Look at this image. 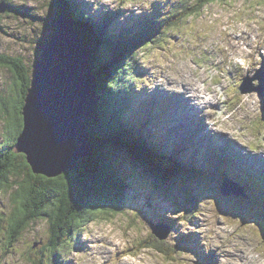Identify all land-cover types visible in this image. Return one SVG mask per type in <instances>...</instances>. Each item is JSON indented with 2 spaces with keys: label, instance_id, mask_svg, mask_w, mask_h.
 <instances>
[{
  "label": "rangeland",
  "instance_id": "374dc122",
  "mask_svg": "<svg viewBox=\"0 0 264 264\" xmlns=\"http://www.w3.org/2000/svg\"><path fill=\"white\" fill-rule=\"evenodd\" d=\"M71 1L72 3L87 1L89 7L92 10H99L101 15L104 12H113V15L110 16L111 22H130L131 28H133L132 23L139 20V17L143 15L140 19L157 25L161 30L164 29L170 19L165 10H161L160 15L155 13L157 10L153 5L155 0ZM159 1L163 7L165 6L164 8H170L173 3H177L179 0ZM13 4L15 7H28L31 12H35L41 17L47 12L45 7L47 0H17ZM119 10L123 11L121 15L116 13ZM16 13H6L5 11L0 13V54L10 57L21 56L33 67L38 60V55L35 56L32 45L29 43L38 38L40 29L44 31L40 43L43 44L48 41L51 38L50 25L44 26L45 24L35 22V20H27L31 23L29 24L24 20L25 13L23 14L21 11ZM197 14L188 18L183 27L176 26L173 33L170 32L162 38V42L156 44L152 41L141 42V47L136 49L135 55L138 58V66L142 70L140 78L146 82L143 85H138L135 91L141 94V104H145L146 95H149L151 99H162L165 105L172 106V109H169V115L164 112L161 113V116L166 118V122H169L163 138L164 148L168 142L169 149L172 150L173 144L182 149V144L179 141L185 138L193 139L189 136L191 135L189 132L190 126L192 127L191 123L195 124V120L200 118L197 127L195 125L193 127L194 131L195 129L201 130L202 133L204 130L213 131L214 123L219 124L221 118H225L230 121L229 133L232 136L239 137L241 140L249 138L250 143H255V136L253 135L258 137L264 131V123L261 119L256 124L255 129L253 128L260 113V96L257 92L243 95L238 92L237 95H233L230 88H238L241 80L246 76L257 78L259 73L261 76L264 69L261 61L264 57V0H217L202 8ZM174 21L177 23L178 20ZM200 33L206 36L204 44H200L202 41V38H199L202 37ZM19 39L26 41H19ZM260 41L262 44H258ZM13 84L14 75L12 72L6 68H0V104L4 101L3 104H6V100L11 99L14 95ZM190 84L199 86L195 87L200 90L196 94L201 97L197 98L200 105H206L203 97L218 95L216 102L219 103L216 107L217 110H215L216 113L214 112L216 116L195 112L199 110V105H197L190 108V117L187 115L183 120L179 119L173 125L174 117L172 116L171 121L168 120L171 113L181 118L183 116L179 117L180 112L182 111L184 114L186 108L194 103L192 93L189 96L187 93L182 94L183 87H187L189 90ZM255 84H258L256 80L251 83V85ZM124 91L127 92V90ZM173 97L181 98L184 102L176 101ZM2 108L0 110V135H4V132L9 129L8 125L5 127L6 116L2 112L4 111ZM228 110H231L233 114L229 116ZM148 113L150 112L148 111ZM113 115L117 122L122 123V131L118 133L119 135H115L119 137L117 143L128 144L130 139L124 136L126 135L125 128H123V121L118 115L116 106L113 108ZM211 115L214 114L211 113ZM123 119L124 117H122ZM148 121L153 126L158 125V122L152 117ZM170 122L172 123V135H169ZM111 128L117 130V123L113 121ZM111 128L107 129V132L112 131ZM194 147L201 148V143L199 142L198 146ZM218 148L230 149L226 146ZM134 150L136 149L134 148ZM201 151L202 156H211L202 148ZM123 154L118 155V158L122 160L117 162L112 159L114 161L111 160L108 165H113L115 172L118 171L116 166L118 165L121 166L124 173H129L127 166L130 164L127 161L124 163L123 157L126 155L123 156ZM25 161L27 162L26 158ZM254 161L256 165L255 167L252 165L251 170L260 171L258 160L255 159ZM27 164L30 165L28 162ZM101 166L99 165L97 169L94 167L95 174V169L99 172L102 171ZM226 170L229 171L230 169ZM251 174L249 173L250 176ZM261 175L262 180H264V175ZM115 180L118 182L119 177L115 176ZM125 184L124 193L127 194L132 187L128 188V185L132 183L128 184L126 181ZM260 184L261 181H257L256 187L260 188ZM17 186L15 185L9 192L0 195V264H38V261L45 264L54 250V248L43 250V254L38 252L40 245H45L50 239V223L47 217L22 229L20 235L15 236L17 237L16 240H14L15 237L11 239V217L14 218V215H17L18 210L15 209L19 206L16 203L17 196H15L18 190ZM132 188H137V184H134ZM216 188L218 190L226 189L223 183L221 186L216 184ZM143 189L145 188L143 187ZM13 199H15V204H13ZM201 201V214L196 215L189 222L184 221V213L171 216L170 212L165 211L163 215L160 214L163 218L169 217L174 220L176 230L174 233L167 230V226L164 224L156 223L155 214L145 217V204L140 200L135 201L136 203L134 200L121 203V210H114L112 207L105 212L96 214V216L91 214L90 217H93L94 221L86 225L85 231L79 235L81 247L76 248L70 254L65 253L61 261H68L69 264H237L236 262H239L238 264H261L259 257L255 255L257 248L250 244L253 240L258 246L264 248V241L258 235L256 228L253 225L242 226L237 220L223 217L217 213L223 214V208L219 206L215 208L214 204L205 198H202ZM237 208L239 209L238 214L242 215V208ZM140 212L144 216L139 217ZM173 213L177 212L173 211ZM180 219L182 220L180 221ZM150 224L157 226L159 230L168 231L167 238L164 240L168 245L167 254L161 253L144 243L147 238L151 240L149 237L152 235ZM182 233L193 235L190 248L182 249L177 246L176 238ZM244 239H249L250 243ZM35 241H40L41 244L35 246ZM241 241L242 244L238 246ZM235 248L236 250H234ZM172 250L175 253L171 252ZM237 256L240 257L241 261H237Z\"/></svg>",
  "mask_w": 264,
  "mask_h": 264
},
{
  "label": "trees",
  "instance_id": "16d2710c",
  "mask_svg": "<svg viewBox=\"0 0 264 264\" xmlns=\"http://www.w3.org/2000/svg\"><path fill=\"white\" fill-rule=\"evenodd\" d=\"M14 1L17 0H0V5H6V13L17 14L16 12L19 11L23 14L25 13L26 17L24 20L29 24L31 23L27 20H35V22L45 24L44 26H51L50 15H53V10L60 8L61 13L66 12L64 16L67 19H74L84 27L87 33L91 35L90 39L92 41L97 38L99 42L94 67L96 71H94L95 73L98 71L97 75L101 79V83L97 96V107L95 108L94 118L89 131L93 157L88 159L89 164L86 167L90 166L89 171L91 173L94 171V167L97 169L99 165H102V171L99 172L95 169L97 175L94 172L92 173L94 185L80 190L77 200H75L73 190H71L64 174L52 179L34 175L25 161V155L15 152L17 140L22 130V107L30 80L33 78L34 66H30L21 56L10 57L0 54V68H6L14 75V95H12L11 99L6 100V104H3L5 101L0 104V110L3 107L4 111L2 112L6 116L5 127L8 125L9 128L8 131L4 132V135H0V195L9 192L15 185H18L15 196H17L16 203L19 206L15 209L18 210L17 215H14V218L13 216L11 217V239L16 235H20L22 229L47 217L50 223V239L45 245H40L39 241L34 243H36V246L40 245L38 249L40 253L43 250L54 248L45 264H63L61 261L62 256L67 251L70 253L73 249L71 248L73 246V235H76V232H79L82 226L85 227L94 221L90 215L94 214L96 216V214L105 212V210L112 207L114 210H121V203L126 202L125 198L127 196L124 193L126 189L125 182L128 180V184L132 183L128 185V188L134 187V184L136 185L134 180L127 176L128 173L122 171L121 166L116 165L118 171L115 172L113 165H108L112 158H115L113 153L118 152V150L115 151L117 149L115 146H117L116 143L119 137L115 135L119 132L113 130L111 126L113 121L117 123L119 128L122 126L111 116V111L115 106L117 107V112L121 108V103L125 100L124 96L127 95L124 90H127L128 95L135 93V88L146 82L140 78L142 70H140L137 63L136 49L141 47V42L148 43L152 41L155 44L162 42V38L170 32L173 33L176 26L180 25V27H183L184 22L188 18L195 14L198 15L197 13L202 8L217 0H179L173 9L169 11L168 17L170 19L161 32L157 25L140 19L144 15L133 22V28H131L130 22H111L110 16L113 15V12H106L102 15L92 14L82 2L72 3L71 0H47V4H45L47 12L41 17L36 15L35 12H31L28 7H15ZM155 7L157 8L155 13L160 15L159 7ZM116 13L121 15L123 11L119 10ZM13 17L16 18L14 15ZM174 20H178L177 23ZM159 33L161 34L159 35ZM43 35L44 31L40 29L38 38L29 43L32 45V51L35 56L38 55V43L42 40ZM19 41L25 42L26 40L19 39ZM109 128L112 131L109 130L107 132ZM144 131H146L145 128ZM135 143L136 141H133V144L129 142L128 144L121 143L120 145L129 151H133L137 147L141 148L139 145H136V147ZM155 145L156 143L149 142L147 145L142 146L144 150L140 149L137 153L123 152L118 148L121 151L119 155L124 153L123 156L126 155L127 158H133L138 161L148 160L144 158H149L156 154L165 159L170 157L169 154L160 151ZM146 150H148V153ZM126 160H124V163H126ZM169 166L163 165V170L170 178L176 177V179L174 181L169 179L168 183L180 182L182 181L180 179L183 178L191 186L193 181L197 186L203 182L209 186L211 185L210 174L202 170L198 171L199 169L195 168V166L180 164L174 160L169 163ZM193 171L196 172L194 173ZM120 174L127 175L122 176ZM115 176L119 177L118 182L115 180ZM188 194L190 200L187 205L182 207L185 213L184 217L188 215V211H195L201 200L197 187L196 189L191 188ZM94 197L99 202L97 207H95L96 204L92 200ZM14 200L13 204H15ZM106 206L109 207L106 208ZM149 237L151 240L147 238L144 242L145 244L152 246L161 253H168V245L163 240L157 239L156 241V237L153 234L149 235ZM178 241L185 243L186 239L179 238ZM171 252L175 253L174 250ZM38 264L42 263L38 261Z\"/></svg>",
  "mask_w": 264,
  "mask_h": 264
},
{
  "label": "water",
  "instance_id": "95a60500",
  "mask_svg": "<svg viewBox=\"0 0 264 264\" xmlns=\"http://www.w3.org/2000/svg\"><path fill=\"white\" fill-rule=\"evenodd\" d=\"M6 8L1 4L0 13ZM60 10L50 15L51 38L38 43V60L24 99L22 130L15 152L25 155L34 175L52 179L64 174L77 200L80 190L94 185V171L90 173L86 165L93 157L88 135L101 83L94 68L99 42L97 38L92 41L84 27L67 19L66 12ZM124 159L158 200L172 206L170 198L175 197L163 163L126 156ZM92 200L97 207L99 202L95 197ZM218 205L230 209L223 201L219 200ZM230 212L238 214L236 208ZM241 216L252 220L250 213L243 212ZM150 226L156 237L165 238Z\"/></svg>",
  "mask_w": 264,
  "mask_h": 264
},
{
  "label": "bare ground",
  "instance_id": "6f19581e",
  "mask_svg": "<svg viewBox=\"0 0 264 264\" xmlns=\"http://www.w3.org/2000/svg\"><path fill=\"white\" fill-rule=\"evenodd\" d=\"M150 1H152V0H150ZM156 1H159V0H155V2ZM165 7V6H164ZM153 9V8H152ZM203 58H204V56H203ZM221 64V63H220ZM213 71V70H212ZM218 71V70H217ZM213 73V72H212ZM208 76V75H207ZM219 77V76H218ZM215 78V77H214ZM221 79H222V77H221ZM209 80V79H208ZM219 82H221V81H219ZM206 85V84H205ZM188 86V85H187ZM195 86H198L197 84H195V85H192V84H190V86H189V90H188V88L187 87H183L184 89H183V93L182 94H184V93H187L188 94V96L190 95V93H192L193 94V101H194V103L191 105H189L187 108H186V111H185V113L183 114V112L181 111L180 113L181 114H179L180 116L179 117H181V115L183 116V117H181V118H178V117H176L174 114H172L171 113V116H173L174 117V120H173V125L179 120V119H181V120H183V118H185V116H187V117H190L191 116V112H190V108L191 107H196L197 105H199V110L198 111H195V112H199V113H205V114H211V113H213V112H215L216 113V111L215 110H217V105H218V103L219 102H216V100L218 99V95L217 94H214L212 97H207L206 96V98H204L203 97V99L206 101V105H200V104H198V102H197V98L198 97H200V96H197L196 94H198L199 92H200V90H199V86L198 87H195ZM203 87V86H202ZM205 87V86H204ZM227 90V89H226ZM224 92V91H223ZM220 93V92H219ZM220 95V94H219ZM192 96V95H191ZM225 97V96H224ZM176 101H180V102H184L183 100H181V98H176V97H173ZM201 98V97H200ZM220 99V98H219ZM186 101H188L187 99H186ZM230 103V102H229ZM220 104H222V103H220ZM167 106H169V109H172V106L171 105H169V104H166ZM219 107H221L220 105H219ZM224 107V106H223ZM233 108V107H232ZM234 109V108H233ZM94 111H95V109H94ZM212 111V112H211ZM228 111H230V110H228ZM187 112V113H186ZM188 112H190L189 114H188ZM221 113V112H220ZM219 114V113H218ZM226 114V113H225ZM233 114V113H232ZM169 115V114H168ZM225 116V115H224ZM220 118V117H219ZM187 119V118H186ZM188 121H190V120H188ZM191 122V121H190ZM230 122V121H229ZM191 125H192V127L190 126V131L189 132H191V135H189V136H191L193 139H189L191 142H192V144H194V146H198V143L200 142L201 143V148L202 149H204V151L206 152V153H208V151H206V147L208 146V145H211L212 147H214V148H218V147H220V146H226L227 148L229 147L230 148V146L227 144V143H229L232 147H233V149H235V150H237V151H240V150H242L243 149V147L244 146H246V147H248V141H245V140H241V139H239V137H237V138H235L234 136H232L230 133H229V127H230V125H229V123H228V121L227 120H224L223 119V122L220 124V127H219V129H220V131H221V133L220 134H218L215 130H213V131H209V130H204V133H203V135H198L200 132H201V130H198V129H195V131H194V129H193V127H194V124H192L191 123ZM214 125H217V124H214ZM145 126H148V127H145V129H146V131H145V133H146V135H154V134H150V133H147V131L149 130L148 128H151V130L153 131V130H157L158 129V125H155V126H153L152 124H151V122L150 121H147V123H146V125ZM187 126V125H186ZM213 127V126H212ZM208 133H211L212 135H205V134H208ZM175 135V134H174ZM207 136H211V137H213V138H209V137H207ZM184 137V136H183ZM195 137H198V139H195ZM207 138H208V142H207ZM88 139L90 140V136L88 135ZM187 139V138H186ZM249 139V138H248ZM173 148H172V150L174 151V152H178L179 151V148H178V146L176 145V144H173ZM140 148V147H139ZM141 149V148H140ZM245 150V149H244ZM250 150H252V149H250ZM147 151V153H148V150H146ZM247 151V150H246ZM132 152H135V153H137V151H132ZM255 159H257L258 160V162H259V170L260 171H258L260 174H263L264 175V144L263 143H261V142H257L256 144H255V146H254V150H252V153H250L249 152V150L247 151V158H246V160H245V162H246V164H245V167L246 168H249V170L251 171V172H254V170L255 169H253V170H251L252 169V165H254V167H255ZM207 165H209V167H208V169H207V172L206 173H210V172H214V173H219L220 172V167L219 166H217V165H214V166H212L211 164H208L207 163ZM260 167L262 168V170L260 169ZM196 168V167H195ZM262 171V172H261ZM187 176V175H186ZM193 177V176H192ZM203 180V179H202ZM264 181V180H263ZM216 184H219L220 186H221V182L219 181V179L217 180V183ZM193 186H194V184H193ZM262 187H264V183H262L261 182V184H260V188H257L258 189V192H260L259 191V189H262ZM196 189V188H195ZM218 190V189H217ZM219 191V190H218ZM200 193V192H199ZM241 208V207H240ZM243 209V208H242ZM236 211L238 212L239 211V209L238 208H236ZM174 214V213H173ZM177 215V214H176ZM179 217V216H178ZM179 220V219H178ZM182 219H180V221H181ZM259 222H260V224H261V222H262V217L259 219ZM157 226H154V228H156ZM151 233V232H150ZM252 242H253V240H252ZM239 245H241V244H239ZM254 246V245H253ZM237 261H241V259H240V257H238L237 256ZM237 264L239 263V262H236Z\"/></svg>",
  "mask_w": 264,
  "mask_h": 264
}]
</instances>
